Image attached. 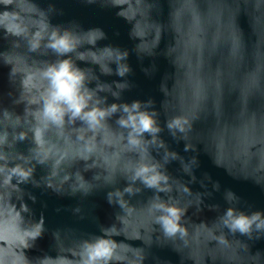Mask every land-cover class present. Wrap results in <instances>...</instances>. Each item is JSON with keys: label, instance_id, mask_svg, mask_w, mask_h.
Listing matches in <instances>:
<instances>
[{"label": "water", "instance_id": "obj_1", "mask_svg": "<svg viewBox=\"0 0 264 264\" xmlns=\"http://www.w3.org/2000/svg\"><path fill=\"white\" fill-rule=\"evenodd\" d=\"M38 8L45 12L51 25L62 29L71 30L68 33L70 42L74 45L84 41L92 42L99 39V33H80L92 29H100L105 34V39L98 42L97 47H113L129 53L126 63L131 71L126 77L120 78L116 75H100L98 66L79 63L81 69H92L101 83L113 85L114 83H127L128 87L120 93V99L114 100L108 96V103H132L134 101L147 102L153 100L155 109L159 112V122L163 131L160 133L161 139L165 142L170 151L178 153L185 160L193 156L198 161V166L194 168L195 180L184 174L179 161H172L166 165L167 173L174 179L187 184L193 194H199L202 203L199 208L192 206L188 209L185 219L189 222V227L206 223L211 226L217 218L230 206L225 195L231 191L236 201L233 205L238 210L250 214L255 211L264 212V123L257 129L254 120H249L247 113L239 112L235 118L239 120V125L221 124L220 117V94L222 83L227 80L233 87H239L241 97H246L257 84V74L246 77L243 82L235 80L236 65L232 58L223 55L222 64L224 71H218L215 78L207 77L202 79L200 70L203 66V52L205 48L215 50L217 45L225 43L230 33L234 38V25L232 19L238 8H229L226 0H206L207 12L201 15L200 9L194 0H156L149 3L148 0H33ZM170 2L174 8L169 20L171 11ZM204 2V0H202ZM247 2V0H245ZM256 11L252 13L253 24L250 27L249 17L241 13L237 18V24L243 34V38L249 53L248 61L251 67V54L254 51L257 64L264 68V0H255ZM119 6L121 14L128 21L117 15ZM201 7L205 6L201 4ZM0 10H3L0 8ZM11 10V9H9ZM35 12V9H29ZM134 24L133 32L132 27ZM164 30L161 34V27ZM27 27H35L38 34L29 37L32 46L38 47L42 37L51 31L44 14H39V19L27 21V26L21 25L20 30L28 36ZM215 29V31H211ZM13 30H17L13 28ZM258 37L257 41L255 36ZM175 33V47L168 50L169 57H174L177 66L175 85L171 91L165 90V97L160 91L161 84L167 83L172 86V77L175 73L170 59L166 56L167 48L173 43ZM140 38V52L151 53L156 42L161 39L155 55L139 56L136 52L138 40ZM153 39H147L152 37ZM256 42V43H255ZM84 49L82 48L81 51ZM13 52L6 59L13 66V78L9 76V68L0 62V110L7 108L13 114H7L8 119L0 118V127L8 124L15 131L23 127L28 128L27 123L22 125L19 119L14 118L15 113H22L27 102L31 105L34 97L30 95L39 84L34 80L38 79V73L32 75L33 69L27 66V57L30 59L34 55L41 62H53L56 55L50 51L37 54H29L27 46L22 44L20 49L12 46L11 39L0 38V53ZM24 55H18L16 52ZM195 53H200L196 58ZM103 56L111 58L113 53L105 51ZM115 72V65L111 66ZM187 67L188 71L181 75L180 69ZM147 70V71H146ZM18 74H26L27 79L23 81L21 89ZM212 98L214 103H209L204 109L205 116L194 124V135L201 133L194 138L196 151L185 152L184 143L177 142L170 135L165 127V121L170 114L182 111L188 117H194L202 109L205 101ZM19 98V99H18ZM163 104V107H162ZM239 110L236 93H225L224 115L229 122L233 121ZM250 112H260L264 110V101L259 97H254L249 102ZM215 111L217 119L210 114ZM32 115V113H28ZM27 116L25 117V120ZM39 120V115L37 114ZM115 126L114 121H112ZM35 131V127L32 129ZM19 138L13 137L15 144ZM29 138L31 134L29 133ZM3 137L0 136V141ZM105 142L112 146L113 150L108 151L103 144L96 152L97 162L90 165L91 168H102L108 175H97V183H86L82 176L77 173L75 182L72 184V192L77 191L89 194H70L66 191V179L61 176L59 165H51V160L61 158L65 153L85 160L88 154L81 145L68 143L63 147L51 141H43L40 147L32 150V154L25 157H18L17 153L26 154L32 147L31 141L18 143L10 154L11 159H25L30 162L33 159L44 160L51 165V174L46 166H37L34 171V182L22 185L23 200L30 212V219L38 222L44 221V232L42 237L35 242L34 249L28 253L30 258L42 256H55L57 254L55 234L59 233L66 244L75 246L83 240H94L103 236V230L116 225L117 215L122 214L118 206L108 203V192L114 188L123 189L126 184L122 178H118L114 185L98 186L101 182H110L112 173L119 169L126 171L132 166L131 161L124 158L125 149L121 145L119 138L107 134ZM256 149V151H252ZM155 155V153H153ZM215 157L216 166L213 160ZM162 156V153H161ZM160 159V156L156 157ZM83 165H77L74 171H83ZM85 179L91 180L93 173L84 172ZM48 175V176H47ZM47 176V177H46ZM45 183L51 186L47 188ZM218 186V187H217ZM96 187V188H95ZM55 189L56 191H53ZM153 197L151 190H143L136 196H126L131 204L136 207L144 206ZM162 198H164L162 196ZM199 197L196 198L198 201ZM228 199H232L231 196ZM195 202V201H193ZM125 212L131 211L130 215L121 218L124 228V235L129 239H136L138 230L148 228L151 221V214L146 210H129L127 201H123ZM214 208V210H209ZM4 215V210L0 207V217ZM222 225L216 224L211 229L201 225L193 226L189 235L182 241L176 243V248L170 242L155 241L151 245L145 246L141 241H125L124 238L115 237L118 242L131 244L133 247L143 248L147 257L145 264H205V257L211 256L212 264H216L218 258L228 260L233 257L235 244L229 242L228 245H218L215 249L209 250L207 244L213 239L214 233L222 231ZM39 232V227L33 228V234ZM113 233H109L112 235ZM0 235H5L9 243L20 239L16 228V220L12 218L6 224H0ZM245 240L244 237H239ZM146 243H150L145 236ZM252 253L260 252L264 257V238L248 241ZM130 250L125 245L119 246L121 258ZM140 256L141 251L133 253ZM51 264V262H47ZM57 264H69L68 261H58ZM219 264V261L217 262Z\"/></svg>", "mask_w": 264, "mask_h": 264}, {"label": "clouds", "instance_id": "obj_2", "mask_svg": "<svg viewBox=\"0 0 264 264\" xmlns=\"http://www.w3.org/2000/svg\"><path fill=\"white\" fill-rule=\"evenodd\" d=\"M148 2L156 5V0H148ZM194 2L200 9L201 15L206 14V0L204 2L194 0ZM201 4L205 7L202 8ZM226 4L229 8H238L232 19L234 38L230 33L229 39L222 45H217L215 50L205 48L203 52L204 63L200 70V76L202 79L215 78L218 71H224L222 50L223 55L232 58L236 65L235 80L238 83L243 82L246 77L252 74H257L256 87L244 98L241 97L239 87H233L231 82L227 80L222 83L219 120L221 124L238 126L240 122L235 118L239 112L244 111L247 113L249 120L255 121L259 130L260 125L264 123V110L250 112L249 102L254 97H259L261 101H264V68H260L257 64L254 46L251 54V67H249V53L243 34L237 24L238 16L244 13L249 17L250 27L252 28V13L256 11L255 0H247V2L245 0H226ZM170 7L169 20L174 11L171 2ZM0 8L3 9L0 10V38L4 40L11 39L12 46L15 49H20L22 44L26 45L29 54H37L46 50L54 53L57 57L53 62H41L34 55L30 59L28 56L16 52V54L28 58L26 61L27 66L34 70L32 75L39 74L38 79L34 80L35 83L39 84V87L34 88L30 93L35 98L34 102L31 105L27 102L22 103L24 105L23 112L14 114V118L19 119L22 125L27 123L28 128L20 127L14 131L8 124L0 127V136L3 137L0 141V207L4 210V215L0 217V224H6L12 218H15L16 228L20 235V239H16L12 243H9V239L5 235H0V264H47V262L57 264L61 260L68 261L69 264H145L147 257L143 248L118 242L115 237L122 236L125 241H141L145 246L151 245L155 241L170 242L174 249L179 252L175 246L176 243L187 237L193 226L203 225L211 229L216 224H221L223 230L214 233L213 239L207 244V248L212 250L218 245H228L229 242L235 244L233 257L228 260L218 258L216 264L218 261L219 264H264V257L261 253H252L248 243V241L264 238V212L255 211L246 214L244 211L231 206L237 198L231 191H228L225 199L230 206L211 226L202 222L190 228L185 217L190 207H200L201 197L199 194L194 195L187 184L171 177L167 173L166 165L172 161H179L184 174L194 181L193 170L198 166L196 157L193 156L191 159L185 160L178 153L168 149L160 137L163 128L160 126L159 112L155 109L153 100L147 102L134 101L130 104L117 102L109 104L108 96L110 95L114 100H119L120 93L128 87L127 83H114L115 90H113V85L101 83L92 69H81L79 67V63L91 64L98 66L100 75H116L124 78L131 71L126 63L129 55L127 51L110 46L97 47L98 42L105 39V34L100 29L76 33V35H80V33H99V39L92 42L81 41L74 45L70 42L68 36L71 30L51 25L45 12L40 10L33 0H0ZM115 8L119 9L117 15L128 21L121 14L122 9L119 6ZM29 9H35L36 11L30 12ZM40 13L44 14L51 31L42 37L38 47H34L30 44L29 37L38 34V29L27 27L28 36L26 37L20 28L21 25L27 26L29 20L39 19ZM130 24L133 25V32L134 24ZM13 28L17 30L14 31ZM163 30L162 26L161 34ZM211 31H215V29ZM132 32L130 33L131 37L139 41L135 49L137 54L148 57L155 55L161 34L151 53H144L139 51L142 40L133 37ZM171 33L173 43L167 48L166 56L175 68V73L172 77L171 88L168 87L167 83L161 84L160 91L164 97L165 90L171 91L174 87L177 73L174 57L168 55L169 48L175 47L176 43L175 33ZM252 33L257 41L258 37L253 30ZM153 38L154 35L147 39ZM82 48L83 51H81ZM105 51H109L114 55L111 58L105 57L102 55ZM12 53L11 51L0 53V62L9 68V76L13 78V66L6 59ZM194 56L199 58L200 53H195ZM112 65L116 66L115 72H113ZM186 71H188L187 67L180 69L181 75ZM17 78L22 89L23 81L28 76L18 74ZM226 91L236 93L238 98L239 110L232 122L226 120L224 115ZM209 103H214L211 97L204 102L202 109L194 117H188L178 110L174 114H170L165 121V127L173 139L184 143L185 152L196 151L194 138L201 133L194 135V124L202 116H205L204 109ZM29 112L32 115H28ZM7 114L13 113L7 108L0 110V118L7 120ZM210 114L214 117V120L217 119L215 111ZM26 116L27 119L25 120ZM112 121H114L115 126H113ZM33 127H35V131L32 130ZM29 133L31 138H29ZM107 134L119 138L125 149L124 158L132 163V166L126 171L115 170L112 173L110 182L98 183V186H111L115 184L118 178L125 181L126 186L122 190L114 188L108 192V203L118 206L122 210V214L116 217V221L120 226L113 225L103 230L102 237L94 240H83L75 246L66 244L65 240L57 233L54 236L57 248V254L54 257L46 255L30 258L28 253L34 249L35 242L42 237L44 232V221L40 219L36 222L30 219L29 208L23 200L24 193L21 186L34 182V171L37 166H46L49 169L48 175H50L51 165H59L61 169H64L61 171V176L66 179V191L68 193L73 195L78 193L89 194L94 188L87 193L79 191L73 193L72 184L75 182L77 173L82 176L86 183H97L95 181L97 175H108V172L102 168L93 169L90 167V165L97 162L96 152L99 150L100 145L103 144L108 151L113 150L112 146L105 142ZM16 135L19 138L13 145L12 140ZM29 140L32 147L26 154L16 152L18 157L26 158L32 154L33 149L40 147L43 141H51L62 147L68 143L79 144L88 154V159L75 157L70 153H65L61 158L51 160V165L45 163L44 160L33 159L26 162L25 159L21 158L11 159L10 154L13 148L18 143ZM252 151H256V149H252ZM157 156L161 158L157 159ZM213 160L216 166L220 167L214 156ZM77 165H83V171H74L73 169ZM84 172H92V179H85ZM45 185L51 189L48 183H45ZM145 189L151 190L153 197L144 206L136 207L131 204L129 199H126V196H136ZM52 190L56 191L55 189ZM229 196L232 197L231 200L228 199ZM197 197H199L198 201H196ZM123 201H127L129 210L143 209L151 214L149 227H141L138 230L136 239H129L123 234L124 228L121 218L131 214V211L125 212ZM209 210H214V208ZM36 226L39 227V232L33 234V228ZM109 233L113 234L109 235ZM145 236L148 237L150 243L145 242ZM239 237H244L245 240H241ZM120 245H125L132 251L121 258L119 255ZM137 250L141 251L140 256L133 254ZM205 264H212L211 256L205 257Z\"/></svg>", "mask_w": 264, "mask_h": 264}]
</instances>
